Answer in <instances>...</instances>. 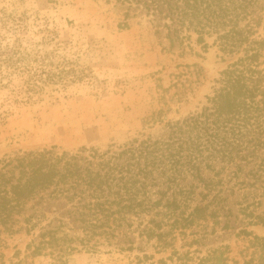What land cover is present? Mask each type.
<instances>
[{
  "label": "trees",
  "instance_id": "1",
  "mask_svg": "<svg viewBox=\"0 0 264 264\" xmlns=\"http://www.w3.org/2000/svg\"><path fill=\"white\" fill-rule=\"evenodd\" d=\"M113 1L121 8L120 28L143 17L169 48L192 34L203 45L214 37L229 61L206 104L165 121L156 137L105 150L50 146L2 155L0 235L24 230L31 237L26 249L47 255L50 264L103 245L131 252L135 238L170 253L154 261L142 252L131 264H264V237L246 229L239 231L242 260L230 258L228 245L205 254L174 246L189 235L185 245L202 244L214 231L208 224L222 217L228 229L227 194L241 196L236 205L247 224L264 225L253 210L264 196V0ZM186 72L191 85L197 73Z\"/></svg>",
  "mask_w": 264,
  "mask_h": 264
},
{
  "label": "rangeland",
  "instance_id": "2",
  "mask_svg": "<svg viewBox=\"0 0 264 264\" xmlns=\"http://www.w3.org/2000/svg\"><path fill=\"white\" fill-rule=\"evenodd\" d=\"M122 21L113 0H0V157L50 146L105 150L133 138L156 137L165 121L206 104L229 61L214 37H206L203 45L192 34L183 45L169 48L145 18L130 19L125 29L119 27ZM187 70L197 73L191 85ZM227 196L229 228H222L224 217L220 224L209 223L208 232L214 231L192 247L184 244L190 235L178 236L179 251L198 248L205 254L228 245L230 258L242 260L245 239L239 231L264 237V225L247 224L238 212L241 196ZM261 198L254 214L264 215ZM30 239L24 230L1 234L0 264H50L47 255L30 254ZM134 241L138 248L131 252L108 245L74 251L66 264H131L142 252L154 261L170 253L158 252L153 242Z\"/></svg>",
  "mask_w": 264,
  "mask_h": 264
}]
</instances>
